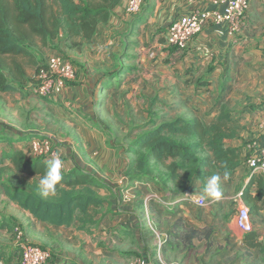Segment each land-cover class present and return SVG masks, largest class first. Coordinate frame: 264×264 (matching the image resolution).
<instances>
[{
	"label": "crops",
	"instance_id": "obj_1",
	"mask_svg": "<svg viewBox=\"0 0 264 264\" xmlns=\"http://www.w3.org/2000/svg\"><path fill=\"white\" fill-rule=\"evenodd\" d=\"M127 2L128 0H121L112 9L108 21L100 24L90 39H83L75 45L77 51L83 46V41H91L90 48L85 45L89 51H85L84 56L79 55L77 58L85 62V65L75 67V79L59 96H56L59 104L74 109L70 117L79 127L70 138H78L90 144L88 147L84 146L81 151L74 149L72 157L69 150H64L67 159L64 161L66 172L75 164L84 163L82 166H86L85 169L106 181L110 189H96V193L107 201L100 209L97 224L91 228L90 233H87L94 238L91 240L92 243L80 246L76 254L68 258H62L58 253L61 251L56 252V246L50 244L49 247L54 251L53 264H130L134 255L145 258V264H160L161 261L167 264L164 260L171 263L178 257L176 247L180 244L168 242L172 236L179 237L187 230H202L207 227H213L217 232V226L221 228L224 238L229 241L227 248L216 254V264H223L222 259L227 255L224 251H231V244L236 239H240L241 243L235 247L246 251L255 250L243 243L244 233L234 221L237 215L236 205L242 202L249 210L252 232L258 235L259 240L264 241V228L260 227L264 225V197L255 198L258 190L256 181L258 178H264V175L253 172L246 164L249 155L264 147V129L260 126L264 112V0H249V6L241 17L240 28L233 35L227 33L223 24L206 23L199 33L191 37L185 50H173L170 54V64L159 66L157 70L167 76V79L159 80L155 84L156 92L152 94L159 109L163 110L161 121L182 116L197 117L203 123H209L221 105L242 108L232 114L234 119H238L241 129L235 138L226 140L228 145L239 148L240 165L233 173L231 181H224L221 177V199L216 202L206 200L203 206L196 200L202 191V184L208 177L201 179L196 175L192 177L193 187L189 191L178 189L170 180L163 183L153 180L136 181L140 184L132 187L140 189L139 198L134 201L126 198L120 203L116 201L115 204L117 191H122L118 184L124 179L125 168L133 158L126 156L124 154L126 151L112 141H116L115 132L96 131L85 126L97 122V119L99 121L103 119L101 115L99 116V111L108 101L104 99V103H99L98 97H93L91 92L95 85L99 88L98 83L103 78L106 67L114 65L113 59L118 53L116 43L118 42V47L119 42L124 41L126 38L124 32L128 28H134V31L137 28L141 32L145 25L143 20L146 19L148 25L145 27L152 30L151 35L157 31L156 28H160V35L165 42V30L173 19L193 10L217 11L221 5L216 4V0H144L141 13L132 16L126 11ZM140 59H143L141 70L131 72L126 71V68L123 71L117 70L122 77L120 78L122 83L119 86L118 82L115 86L120 90H126L125 94L130 90L133 95V106L143 108L142 114L138 109V117L142 115L145 118L144 109L147 103H144L146 98H141L140 92L147 89L149 63L145 61V56ZM199 81H202V84H198ZM73 82L77 83V86ZM45 104L43 102V105ZM65 122L68 123L67 120ZM67 123L69 127L65 128L68 131L76 126L72 125L74 123ZM109 137L112 138L108 139ZM262 181L263 179L260 184ZM1 187L0 185V189ZM239 192H244L245 197L243 194L239 196ZM141 198L144 199L142 203L138 200ZM7 200L12 204L9 199ZM12 205L16 206L14 203ZM17 210L16 223L23 227L30 242H44L41 239L50 235L40 234V228L71 230L75 234L83 232L74 227L37 221L27 211L18 207ZM176 222L177 227L173 228ZM1 223L5 224V228H0V231L7 232L8 229L12 231L13 225L6 222L2 212ZM124 239L127 241L126 244L118 250L122 254L115 249H109L111 244L118 247V240L123 242ZM100 241L108 247L101 245ZM202 242L199 245L205 247L203 253L206 256L218 249L215 243L207 247L204 240ZM225 245L226 243L223 246ZM2 248L0 245V255L4 254L0 258V264L7 260L3 261L9 250L6 247L5 252ZM183 250L184 256L188 257L186 249Z\"/></svg>",
	"mask_w": 264,
	"mask_h": 264
},
{
	"label": "trees",
	"instance_id": "obj_2",
	"mask_svg": "<svg viewBox=\"0 0 264 264\" xmlns=\"http://www.w3.org/2000/svg\"><path fill=\"white\" fill-rule=\"evenodd\" d=\"M120 1L0 0V92L14 91L19 83L35 85L40 69L45 67L41 57L51 41L63 36L75 46L90 39L98 26L108 21ZM29 67L33 69L30 77ZM147 126L131 141L128 150L134 155L124 171L130 181L152 180L151 171L158 165L165 171L160 182L170 180L178 189L189 191L194 175L203 179L213 174L223 177L228 172L227 181H231L240 165L239 148L228 145L226 140L235 138L241 128L225 105H221L208 124L197 117L178 116ZM35 137L46 138L38 134ZM26 149H11L4 154L8 163L0 166V185L6 197L37 221L90 233L107 201L96 189L109 190L110 186L94 172L74 166L68 172L62 171L63 178L54 194L42 197L38 181L46 171L47 161L42 156L28 158ZM3 173L6 178H2ZM256 183L259 191L255 198L261 199L264 178H258ZM176 227L177 222L173 225ZM0 228H5V224L1 223ZM204 229H208L205 243L209 246L210 234L214 232L211 227L190 229L179 236L187 252L193 239L202 237ZM242 241L264 255V241L252 230L244 233Z\"/></svg>",
	"mask_w": 264,
	"mask_h": 264
},
{
	"label": "rangeland",
	"instance_id": "obj_3",
	"mask_svg": "<svg viewBox=\"0 0 264 264\" xmlns=\"http://www.w3.org/2000/svg\"><path fill=\"white\" fill-rule=\"evenodd\" d=\"M142 7L143 6H141L139 12L135 14H129L132 16L140 14L142 11ZM144 15L147 16L146 14ZM143 22L145 23V25L142 27L141 32H139L137 28L135 29L136 31H134V28H126V32H124L125 30L123 31L124 35H126L124 36V38H126L123 42H119L118 47V42L116 43V50L118 51V53L116 54V58L113 59L114 65H110L111 67H106V72L104 76H102L103 78L98 83L99 88H97V85H95L94 89L91 92L93 97H98L99 103H104V99L108 101V103H105L99 111V116L101 115L103 119H100V121L99 119H97V122L85 126L86 128L94 129L96 131L100 130L103 132H115V134H117V138L116 141H112L116 144L118 143L119 147H121L123 151H126L124 152V154L126 156H131L132 158L134 157V155L131 152H128V150H130L129 148H131V141L138 134L149 128L147 124H151L153 122L158 123L159 121H161V117L163 116V110L159 109L158 104L153 100L152 94L156 92L157 87L155 86V84H157L159 80L167 79V76H165L163 72H159L157 70L159 66L164 67L167 64H170V54L173 51L172 48L166 45L162 35H160V28H156L157 31L154 32L153 35H151L152 30L145 27L146 25H148V21H146L145 19L143 20ZM90 42L91 41H83V46L79 47V51L77 50V52L75 46H72L70 42H65L64 37L60 36L58 39L50 42V48L46 50V53L41 57V59L44 62L48 55L53 53H60L71 61L74 68L76 66L79 67L80 65L84 66L85 62H82L77 58H79V55L84 56L85 51H89V48L91 46ZM85 45H88L89 48ZM142 56H145V61L149 63V71L146 77L147 89L140 92L141 98H146L144 103H147L146 108L144 109V112L146 113L145 118L142 115L138 117V109L142 114L143 108L142 106L141 108H139L138 105L133 106V95L131 94L130 90H128L125 94L126 90H120V88H117V86H115L118 85V82L119 86L122 83L120 79L122 77L118 74L117 70L123 71L125 68V70L129 72H131L132 70H141V60L143 59L140 58ZM32 70L33 69L30 70L29 67V77L30 71L32 74ZM107 82L109 84H106ZM74 85L77 86V83H75ZM66 87L67 86H65V88ZM34 88V85H31L29 82H25L19 83L17 85V89L14 91L3 93L0 92V166H2V163H8V160L4 158V154L6 152L10 151L11 149L17 148L26 149L25 146L28 145L31 138H35L36 134L48 138L51 142L52 148L56 151L55 153L59 154L60 158L63 161L67 160L64 155V150H69L72 157L74 149L81 151L83 150L84 146L88 147L90 145H88V141L82 142V140L78 138H70V135L74 134L75 129H78L79 127L75 123L76 121H74L70 117V115L74 113L72 112V110L74 109H70L69 107H65L64 105L59 104L58 97L46 98L40 96L34 90ZM110 88H113V90H111ZM136 95L138 97V93ZM43 102L46 104L43 105ZM231 108L229 109L232 111V114L235 111L242 109L241 107L235 105H233ZM245 109H247V107H245ZM66 120L68 121V123H74L72 125H76L75 128L73 126V128H70L68 131V129L65 128L69 127V125H66ZM204 124L208 123L205 122ZM111 138L109 137L108 139ZM26 152L28 158L33 156L27 149ZM73 161L75 162L74 158ZM82 165H84V163H82L81 165L75 164V166H79L80 168L87 170L85 169L86 166ZM66 170L67 169L64 165L62 171L65 172ZM164 176L165 171L158 165L155 166L151 171V179L155 182L161 181ZM6 177L7 174L3 173L2 178ZM123 178L124 179L121 180L120 176L118 178V180H120L118 186L122 191H117L118 196L115 200V204L116 201L117 203H120L123 199L126 198L129 199V201H134L141 195L140 189L132 187L135 184H140L139 182L130 181L125 174ZM203 186L204 183L202 184V187ZM128 188L130 189L128 190ZM0 190H2L0 191V214L2 212V215L5 217L6 222H10L13 225L12 231L8 229V233L0 231V245L3 246L2 249L7 252L6 247L9 248L8 254L6 253L7 256L4 257L3 261L7 259L5 261L6 264H19L21 242H33H30L26 238L23 227L20 224L18 225L16 223L18 220L17 207L12 205L13 203L11 204L8 202V198L4 194V190L2 187ZM138 200L140 201V203L144 201L143 198ZM135 203L136 202L133 203L134 207ZM235 203L237 204V202ZM136 207L138 206L136 205ZM260 227L264 228V225ZM211 228L214 231L211 232V236L217 233L215 236H213L214 239L213 241L211 240L210 244H217L218 249L215 252H209L211 254L208 253V256H206L204 255L205 253H203L205 247L199 245L203 240L204 242H206L205 236L208 229H204V231H202L201 233L202 237L193 239L191 243V249L188 252L186 251L189 255L188 257L184 256L185 253L183 248L185 247L181 242V238L178 236H172V238L168 240V242L180 244L176 247L178 257L171 263H168L167 260V262L164 260V263L216 264V254H219V252H221L223 248H227L229 240H227L226 237L224 238V235L221 232V228L219 226H217L216 228L217 232L215 231V228ZM39 233L45 235L50 234L48 236H45V239H41V241L44 242L34 243L46 249L48 247V251L50 254L48 264H53L54 261V257L52 255L54 251H52L49 247L50 244L56 246V252L61 251L58 253L62 255V258H68V256L75 255L76 250L80 246H87L88 244L92 243L91 240L94 239L85 232H79L75 234L71 230H46L45 228H40ZM126 242V239H124L123 242L121 240H118V247H116L115 245L112 246L111 244V247H109V249H115L116 251H118L123 245L126 244ZM103 243L104 242L100 241L101 245H105L108 247L107 244ZM225 243L226 245L224 247L223 245ZM240 243L241 240L236 239V241L231 244V251H224V254L227 255L222 259L223 264H264V255H261V253H259L257 249L246 251L242 250L240 247H235V245H240ZM118 253L122 254L119 251ZM2 255L4 254L1 253L0 258ZM192 260L194 262H192Z\"/></svg>",
	"mask_w": 264,
	"mask_h": 264
},
{
	"label": "built area",
	"instance_id": "obj_4",
	"mask_svg": "<svg viewBox=\"0 0 264 264\" xmlns=\"http://www.w3.org/2000/svg\"><path fill=\"white\" fill-rule=\"evenodd\" d=\"M143 1L128 0L126 11L131 14L139 12ZM216 4L221 5L217 11L193 10L173 19L165 30L166 45L175 50H185L191 37L199 33L208 22L225 25L229 35L236 33L241 25V17L249 6V0H216ZM44 64L45 67L38 73V81L34 85V90L42 97L54 98L59 96L65 86L75 79L76 70L71 61L60 53L48 55ZM260 126L264 129V112ZM27 149L33 156H42L46 161L56 155L48 138H31ZM246 164L253 172L264 175V147L249 155ZM241 194L242 192H239L238 195L241 196ZM196 202L203 206L206 200L198 198ZM234 222L244 233L253 229L249 210L242 202L237 205ZM49 258L48 249L34 243L21 242L19 264H47ZM145 263V258L140 256H134L130 262V264ZM160 264H163L162 261Z\"/></svg>",
	"mask_w": 264,
	"mask_h": 264
},
{
	"label": "clouds",
	"instance_id": "obj_5",
	"mask_svg": "<svg viewBox=\"0 0 264 264\" xmlns=\"http://www.w3.org/2000/svg\"><path fill=\"white\" fill-rule=\"evenodd\" d=\"M63 168L64 161L60 158L59 154L54 155L46 162V171L38 181L39 193L42 197H47L55 193L57 185L63 178ZM228 179L229 173L225 172L223 180L227 181ZM220 184L221 176L218 174L211 175L206 179L199 198L211 202L219 201L222 197Z\"/></svg>",
	"mask_w": 264,
	"mask_h": 264
}]
</instances>
